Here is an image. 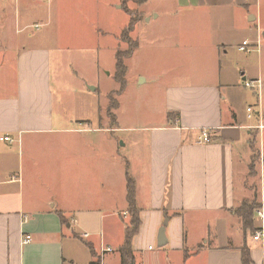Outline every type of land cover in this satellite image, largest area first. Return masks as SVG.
Instances as JSON below:
<instances>
[{
  "label": "crops",
  "instance_id": "crops-1",
  "mask_svg": "<svg viewBox=\"0 0 264 264\" xmlns=\"http://www.w3.org/2000/svg\"><path fill=\"white\" fill-rule=\"evenodd\" d=\"M43 1L0 0V87L7 91L0 93V138L12 140L0 141V264H121L128 176L140 217L133 264H242L244 247L251 264H264L262 244L236 214L245 201L264 210V99L260 118H247L258 99L243 86L264 81L263 60L257 56L258 71L246 77L227 57L230 35L251 29L258 14L250 10L260 0ZM105 6L136 14L132 31L140 19L158 28L143 41L130 32L136 46L124 64L127 75L135 60L151 65L136 62L134 84L153 88L160 107L149 106L162 125L125 117L127 81L111 124L108 100L98 102L96 50L35 45L33 30L57 31ZM199 18L207 20L204 37L190 28ZM151 50L160 51L152 53L155 67ZM203 130L208 144L199 143ZM116 131L139 132L123 142L130 155H119ZM253 143L259 156L250 175ZM165 218L166 244L158 247ZM107 247L113 251L103 254Z\"/></svg>",
  "mask_w": 264,
  "mask_h": 264
},
{
  "label": "rangeland",
  "instance_id": "rangeland-1",
  "mask_svg": "<svg viewBox=\"0 0 264 264\" xmlns=\"http://www.w3.org/2000/svg\"><path fill=\"white\" fill-rule=\"evenodd\" d=\"M42 2H44L42 0ZM104 4H106L105 1H101ZM252 14L250 15H256L258 14V20L254 22L253 25L245 23L243 18H239L237 21H240L241 26L244 24H247V28H251L249 30L246 29H240L238 32H235L234 35H230L229 37V45L232 46L230 49H228V60L232 61L233 69L237 72V75L239 76L240 71L244 72L246 77H250L248 75H252L253 73H256L257 70V60L256 57L258 56L259 59L263 60L262 68L264 70V0L259 1L258 7H254L250 10ZM141 12V11H140ZM249 18V17H248ZM217 19V18H216ZM130 17L122 11H115V8L104 7L102 11H100V14L87 17L85 19H75L70 18L69 25H63L60 30H55L52 26H41L39 29L33 30L34 32V42L36 47H55V46H62L64 47H74V48H81L84 51H92L93 49L96 50L97 53H99L98 58V64L100 65V68L103 69V73L101 75V83L99 91L101 92L98 96L99 99V105L103 106L106 105V101L108 100L109 104V110L110 106L112 107L115 103H117L118 97H117V91L120 88L119 82L114 79L115 77V57L117 54V51L121 48H125V52L129 50L126 42H124V37L120 38L124 42V47H122V44L118 46L119 39H117L118 36L122 34V31L124 28L126 29L128 27ZM200 23H193L192 27L194 28V31L196 34H198L201 31V34H198L197 37H204V29L207 27V20L205 18H199ZM32 22L38 21V20H31ZM146 20L140 19L139 26L136 27L131 33L130 37L135 39L138 38V40L143 41L145 37L153 35L152 39L154 38V35L158 31V28H156L155 23L147 24ZM214 23H216V20H214ZM209 24V19H208ZM255 24H258V31L255 30L254 26ZM196 26V28H195ZM31 32V29L29 30ZM256 34L259 36V42L258 47L255 45L254 47H250L252 51L249 53L238 51V47L240 46V43L242 40H247L250 44H255L256 42ZM166 39H170L169 36H165ZM172 39V38H171ZM121 41V42H122ZM132 41V39H131ZM121 47V48H120ZM124 52V51H121ZM152 56L148 57L151 59V63H153L155 67V63L153 60V54H160L159 50H151L149 52ZM258 54V55H257ZM226 57V58H227ZM138 60H135L133 63H135V67L133 63H130V68L128 75L126 74L125 79L127 81L126 83V91H125V104L127 105L125 114L126 118H130L131 120L139 119L142 121H148L153 122V124L156 125H162L163 118H161V115H156L153 113V109L149 105H157V107H160L159 101L153 100V88L149 86L140 87L138 85L134 84V78L136 75V72L138 70L137 63ZM133 64V67H132ZM143 68L145 69L148 66H151L149 63L145 61V59H141L140 63ZM236 65H239L240 67H236ZM243 65L246 67L247 70H243ZM264 75V73H263ZM9 77L11 78V74H9ZM249 79V78H248ZM264 82V81H263ZM134 84V85H132ZM2 88L0 87V91ZM246 92H245V91ZM243 91L245 93H248V95L251 97V100L255 102V99L252 95H250V92L248 89H244ZM116 91L109 93V99L107 98V95L105 93ZM1 94L7 93L6 90H3L0 92ZM67 96V95H66ZM70 97V96H69ZM73 97V96H72ZM152 99V102H150ZM246 99H248L246 97ZM246 99L243 98V101L241 99V102L239 104V107L241 110H245L246 106ZM264 99V97H263ZM249 100V99H248ZM154 107V106H153ZM156 107V108H157ZM117 112V111H116ZM116 112L113 110L109 111L110 115V121L111 124L115 121V115ZM158 112H161V109L158 108ZM115 113V115H114ZM123 117V116H122ZM139 132L134 133H125V132H115L112 133V137L114 139H117L119 141V155L128 156L132 152L130 147L128 150L123 148V142L130 141L129 139L131 136ZM127 151V152H125ZM240 170V169H239ZM259 181V180H258ZM236 183L238 184V177L236 178ZM253 191L254 189L251 188Z\"/></svg>",
  "mask_w": 264,
  "mask_h": 264
},
{
  "label": "trees",
  "instance_id": "trees-1",
  "mask_svg": "<svg viewBox=\"0 0 264 264\" xmlns=\"http://www.w3.org/2000/svg\"><path fill=\"white\" fill-rule=\"evenodd\" d=\"M138 1V0H137ZM145 0H139L138 2H144ZM131 17L130 23L128 27L122 32L124 37V42H126L129 50L128 51H117L116 54V73L114 79H116L117 82L120 84V88L118 92L122 91V88L125 85V74H126V66L124 64V60L126 58H129L133 51L135 50L136 43L132 40H130L129 35L132 32V29L134 28L135 24L138 21V17L134 13H128ZM117 92V94H118ZM117 108V103H115L112 107L110 106V110L115 111ZM255 144L253 143L252 149H253V156H252V162H251V172L250 175L254 174V168L252 167V164L258 159L259 152L255 149ZM127 194H126V202H128V213L130 218V222L126 225L125 228V239L121 246V249L119 251L120 253V259L121 264H133V248L131 247V243L133 238L137 235V231L140 226V217H139V209L136 206L135 202V186L133 183V180L128 176L127 177ZM259 206L255 203H251L248 201H245L244 204L236 211V214L238 215L243 230L253 232V217H254V210L257 209ZM241 260L242 264H251V260L249 257V250L247 247H244L241 250ZM95 264V263H94Z\"/></svg>",
  "mask_w": 264,
  "mask_h": 264
},
{
  "label": "built area",
  "instance_id": "built-area-1",
  "mask_svg": "<svg viewBox=\"0 0 264 264\" xmlns=\"http://www.w3.org/2000/svg\"><path fill=\"white\" fill-rule=\"evenodd\" d=\"M38 28V27H36ZM258 42H259V38L256 40L255 44H250L247 40H243L241 43H240V46L238 48V51H242V52H247L249 53L250 51H252L250 49V47H254L255 45L258 47ZM243 86L251 91H253L255 93V95L257 96V106H258V111H255V108L254 107H248L247 108V118H251L254 114H256L257 116H259L260 118V115H261V112L259 111L260 110V103H261V100L262 98L264 97V83L262 82L261 79H256L254 81H249V80H245L243 82ZM200 142L199 143H202V144H208L210 142V138H209V135H208V131L206 130H203L202 133H201V138H200ZM0 141H3V142H9L11 143L12 140L5 136V137H1L0 138ZM254 217H255V220L258 221V226L255 228V230L251 233L250 235V239L253 243H258V244H262L263 248H264V210H263V206L260 205L259 208L255 209L254 212ZM85 237H88V235H85ZM31 240V236H27L25 237V239L23 240V243L24 244H27L29 243ZM113 249L112 248H108L106 250L103 251V254L104 253H107V252H112Z\"/></svg>",
  "mask_w": 264,
  "mask_h": 264
},
{
  "label": "water",
  "instance_id": "water-1",
  "mask_svg": "<svg viewBox=\"0 0 264 264\" xmlns=\"http://www.w3.org/2000/svg\"><path fill=\"white\" fill-rule=\"evenodd\" d=\"M168 224V218H165V221L162 225V227L159 229V234H158V241H157V245L158 247H163L166 244V238H165V228Z\"/></svg>",
  "mask_w": 264,
  "mask_h": 264
}]
</instances>
